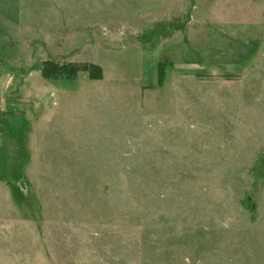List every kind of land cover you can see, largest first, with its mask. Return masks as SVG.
Listing matches in <instances>:
<instances>
[{
	"label": "rangeland",
	"instance_id": "obj_1",
	"mask_svg": "<svg viewBox=\"0 0 264 264\" xmlns=\"http://www.w3.org/2000/svg\"><path fill=\"white\" fill-rule=\"evenodd\" d=\"M0 264H264V0H0Z\"/></svg>",
	"mask_w": 264,
	"mask_h": 264
},
{
	"label": "trees",
	"instance_id": "obj_2",
	"mask_svg": "<svg viewBox=\"0 0 264 264\" xmlns=\"http://www.w3.org/2000/svg\"><path fill=\"white\" fill-rule=\"evenodd\" d=\"M42 76L46 80H72L76 79L79 73H87L92 81L103 79V69L94 63H58L48 60L42 65ZM160 81L163 76L160 74Z\"/></svg>",
	"mask_w": 264,
	"mask_h": 264
},
{
	"label": "crops",
	"instance_id": "obj_3",
	"mask_svg": "<svg viewBox=\"0 0 264 264\" xmlns=\"http://www.w3.org/2000/svg\"><path fill=\"white\" fill-rule=\"evenodd\" d=\"M51 115H50V113H49V115L48 116H44L43 117V125H44V127H45V130L46 131H48V132H50L51 131V129H52V125H53V123H55V121L54 122H52L51 121ZM58 125H59V127H61V129H62V124H63V122H62V119H60L59 120V123H57Z\"/></svg>",
	"mask_w": 264,
	"mask_h": 264
}]
</instances>
